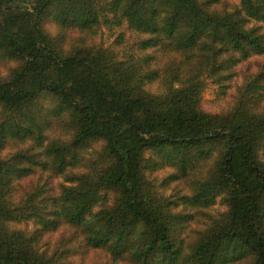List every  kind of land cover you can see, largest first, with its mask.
<instances>
[{
    "label": "trees",
    "instance_id": "trees-1",
    "mask_svg": "<svg viewBox=\"0 0 264 264\" xmlns=\"http://www.w3.org/2000/svg\"><path fill=\"white\" fill-rule=\"evenodd\" d=\"M106 13L126 21L135 60L83 43ZM258 58L264 0H0V61L11 64L0 78V264H81L86 253L99 264H264ZM207 80L226 109L203 110ZM57 129L68 140L45 143ZM94 145L86 172L67 171ZM164 167L192 192L162 194L146 172ZM38 168L70 184L14 201ZM218 199L226 211L214 218ZM28 220L32 231L17 228ZM53 231L58 245L42 250Z\"/></svg>",
    "mask_w": 264,
    "mask_h": 264
},
{
    "label": "rangeland",
    "instance_id": "rangeland-1",
    "mask_svg": "<svg viewBox=\"0 0 264 264\" xmlns=\"http://www.w3.org/2000/svg\"><path fill=\"white\" fill-rule=\"evenodd\" d=\"M224 4L227 9H233L235 7H239L240 0H224ZM104 16L106 19H108L107 24L103 21L93 30L92 34L83 35L85 36L83 39V43L93 47H102L106 49L108 48L111 51L115 50L119 57H132L135 60L138 57L137 50L134 48L135 36L130 30L127 29L125 25L126 21L124 20V25L122 27H119L115 24L110 14L106 13ZM69 36V38H72L74 37V34L71 33ZM253 59L254 57L251 58V60ZM258 60L261 64H264V58H258ZM251 62H254V60ZM10 67L11 64L9 62L0 61V78H4L8 75ZM244 67L245 66H243V68L242 66L237 67L239 73L235 76L231 88L228 89V94L229 92H231V95L234 94L236 89L242 84ZM250 67L253 70L257 69V66L255 64L250 65ZM201 103L203 110L207 112H220L226 109L227 105L230 103V99L219 95L218 88L214 84V82L211 80H207ZM55 137H57L56 140L58 139V137L61 139H66L64 141L68 140V136L66 135V133L64 131L62 132L61 129H57L53 131L50 130L47 133L44 142L47 143L52 139H55ZM16 147H18V143L10 148L15 151L17 149ZM99 149L100 147L98 145H94L92 148H88L83 151L82 156L84 158V161H81L75 166L67 167V171L86 172L92 161L96 159V155L99 152ZM38 169L39 170H37L35 174L22 179L20 181V184L15 185L14 201L26 199L28 194H31L33 192L39 193L38 197H36V200H43V198L45 199L46 197H50L51 195L58 194L61 191L62 186H68L70 184L67 181L66 175L64 174L53 175L48 171H41L40 168ZM172 172H174L172 168L164 167L153 172L147 171L146 173L151 182L156 186V188L166 196L174 195L176 193L190 194L192 192V187L189 186L190 181L186 179L170 180L169 178ZM208 211L211 217L220 218V216L226 211V205L223 201H221V199H218L215 206L213 208H210ZM201 213L198 210L194 213L196 220H198L199 218L209 217V215L207 216L206 213H204L205 215H202ZM194 225L197 226L198 224ZM34 227L35 223L31 220L24 221L17 226V228L23 231H32ZM59 237V231H53L45 235L43 240L40 239L38 241V246L42 250L52 252V250L56 248V245H58L57 241H59ZM74 260L77 262L79 260L81 264H99V262L97 261V257L91 253H86V255L82 258H79V256H77Z\"/></svg>",
    "mask_w": 264,
    "mask_h": 264
}]
</instances>
